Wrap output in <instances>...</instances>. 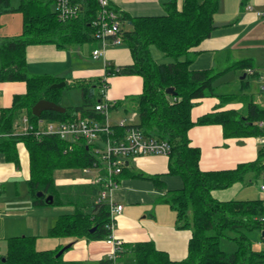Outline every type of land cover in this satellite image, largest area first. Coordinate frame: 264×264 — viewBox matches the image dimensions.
Segmentation results:
<instances>
[{
  "label": "trees",
  "instance_id": "obj_1",
  "mask_svg": "<svg viewBox=\"0 0 264 264\" xmlns=\"http://www.w3.org/2000/svg\"><path fill=\"white\" fill-rule=\"evenodd\" d=\"M248 1L242 0V7ZM53 2L18 0L14 4L13 0H0V16L15 10L23 14L20 35L0 36V81L26 84L24 92L14 95L11 106L0 108V152L19 166L18 142L25 143L30 157L27 187L33 205L62 204L63 199L55 185V170L90 166L95 158L82 141H66L56 135L38 138L34 131L12 134L16 119L27 114L29 122L36 124L39 118L60 121L78 117L102 121L104 118V114L95 108L103 100L100 91L103 76L65 81L58 76L28 71L26 51L31 44L54 43L66 48L96 41L93 20L99 11L97 0H84L80 16L64 22L58 19ZM219 7L220 0H183L181 7L177 6V0H170L165 14L147 16H131L114 7L123 22L121 35L131 50L133 62L117 68L107 66L105 74H138L143 78V90L136 97L138 121L131 124L142 128L147 135L169 141L168 172L181 176L184 183L181 188L164 192L159 200L174 209L178 228L191 231L188 254L182 260L171 259L153 241H139L128 248L122 244L118 260L123 264H264V250H256L249 236L254 229L264 230V198L219 200L212 195L215 189L244 181L249 173H264V148L260 147L256 160L240 163L235 168L203 170L200 167L201 149L192 145L189 137V130L195 124L212 123L221 124L226 137L264 136V125H260V121H264V106L252 99L244 109L216 108L196 121L192 119L196 100L219 95L214 81L229 68H251L253 75H259L250 59L238 60L221 71L190 68L192 58L189 54L210 37ZM152 45L174 60L158 62L152 56ZM61 81L66 82L63 87L51 86ZM246 84L249 85L248 81ZM64 87H79L82 103L65 106L64 112L45 110L40 116L33 114L32 108L40 99L62 105ZM168 87H174L176 94L167 93ZM220 97L221 100L232 99L234 94H220ZM115 128L121 133L126 130V127ZM153 179L158 191H163L165 186L160 177ZM99 190V185H84L81 192L84 201L75 204L73 212L59 215L49 235L70 237L73 241L110 238V208L106 202H96ZM39 192L44 194L39 196ZM50 194L53 203L45 201ZM92 227H95L93 232L90 231ZM222 239L232 241L234 249H223ZM61 248L40 250L36 247L35 236H12L8 238L7 251L0 264H114L111 257L95 263L67 260L64 252L57 256Z\"/></svg>",
  "mask_w": 264,
  "mask_h": 264
},
{
  "label": "crops",
  "instance_id": "obj_2",
  "mask_svg": "<svg viewBox=\"0 0 264 264\" xmlns=\"http://www.w3.org/2000/svg\"><path fill=\"white\" fill-rule=\"evenodd\" d=\"M76 1L82 4L84 2ZM169 1L110 0L119 12L131 16L165 14ZM241 1L225 0L223 3L220 0V7L214 18L216 22L224 24L215 27L210 37L191 51V69L213 68L221 71L242 59H250L253 67L255 66L259 55L264 52V18L257 14V11L264 9V0H249L243 7ZM182 3L183 0H177L178 7ZM54 6L55 2L52 4L53 8ZM18 12L6 15L3 19L1 17L4 13L0 16V23L1 20L4 21V27L0 24L4 28H1L0 36H17L23 32V14ZM124 45L110 43L103 56L94 58L92 50L100 46L98 41L74 44L66 48L54 43L31 44L26 51L27 68L31 74L58 76L65 81L92 80L104 77L107 66L117 68L133 62L130 48L126 43ZM225 73L233 74L230 78L224 76L228 79L226 82L233 83L235 78L245 79L249 72L247 69L233 67ZM248 84L250 86L249 81ZM214 86H217L215 81ZM245 86L242 80L238 86L241 92H224L197 99L191 112L192 119L196 121L199 116L216 108L244 109L248 102V93L243 92ZM25 88L24 82L0 81V108L11 106L14 95L24 92ZM142 90L143 78L138 74L108 77L107 96L118 100L108 116L112 124L124 119L121 113L112 119L113 111L120 109L126 101H133L132 97L139 95ZM220 94H234V98L221 100ZM189 137L191 144L201 149L200 167L203 170L232 169L240 163L254 161L261 147L260 136L226 137L223 126L218 123L195 124L189 130ZM18 150L19 166L7 160L4 153L0 152V241L7 242L8 247V238L24 233L23 235L36 237V247L40 250L56 249L72 242V246L64 251V258L67 260L95 263L102 258L111 257L115 246L107 239L78 238L73 241L70 237L49 235V230L59 215L73 212L75 204L84 201L81 192L84 185L90 184L89 175L84 173L85 176L80 178H54L63 199L62 204L55 205L60 208L49 211L48 208L53 204L33 205L32 201L20 202L16 199V179L25 177L26 182L29 179L30 157L24 142H18ZM126 167L119 178V185L111 191L114 201L123 205L122 211L115 218L112 232L114 239L121 241L127 248L135 242L153 241L171 259H184L188 254L191 231L178 228L174 209L159 200L167 190L181 188L184 183L182 177L169 174V157L163 154L131 157ZM249 175L250 173L247 176ZM155 176H159L164 183L165 188L161 192L156 187L153 179ZM20 190H23L21 186ZM243 191L247 193L242 183L237 182L227 188L213 190L212 195L219 200H230L237 199V195ZM18 219L23 223L16 226Z\"/></svg>",
  "mask_w": 264,
  "mask_h": 264
},
{
  "label": "built area",
  "instance_id": "obj_3",
  "mask_svg": "<svg viewBox=\"0 0 264 264\" xmlns=\"http://www.w3.org/2000/svg\"><path fill=\"white\" fill-rule=\"evenodd\" d=\"M99 11L93 20V35L100 46L92 50L94 58L104 55L106 47L111 43L119 45L123 43L121 35L122 20L118 11L111 5L110 0H97ZM54 9L58 19L67 21L78 18L82 12V5L74 0H54ZM257 14L264 18V9L257 11ZM247 72L253 74V69L248 68ZM108 77H103L100 91L103 100L95 105L96 110L102 112L104 120L78 117L66 121L46 120L39 118L36 124L29 122L27 114L21 115L14 122L16 133H26L34 131L38 138L44 135H56L66 141H82L86 144L90 154L95 158L90 166L83 167L84 173L89 175L90 183L100 186L96 202H106L110 208L112 232L115 226V218L122 211L123 205L114 201L111 197L113 188L119 185V178L131 157L142 155H169L171 145L167 139H161L147 135L144 130L124 119H120L115 124L109 121L110 110L118 104V100L109 99L107 96ZM264 94V83L261 85ZM264 125V121H260ZM116 126L126 127L124 133L117 131ZM1 136V133H0ZM261 147L264 148V136H260ZM264 190V184L261 185ZM114 243L115 249L111 255L114 264H123L118 260L119 251L122 250V242L116 241L111 235L107 239ZM264 243V235L262 234Z\"/></svg>",
  "mask_w": 264,
  "mask_h": 264
},
{
  "label": "rangeland",
  "instance_id": "obj_4",
  "mask_svg": "<svg viewBox=\"0 0 264 264\" xmlns=\"http://www.w3.org/2000/svg\"><path fill=\"white\" fill-rule=\"evenodd\" d=\"M18 0H13V3L16 4ZM225 0H223L224 3ZM15 11L6 12L3 14L1 19L5 18L6 15H13ZM20 12V11H19ZM18 12V13H19ZM4 21L1 20V26L4 27ZM218 22V21H217ZM0 27V31H1ZM4 28H2L3 30ZM2 32V31H1ZM0 32V33H1ZM15 36V35H12ZM123 46L124 43H122ZM121 44V45H122ZM152 56L158 61V62H169L174 60L172 56H165L164 53L157 48V46L152 45L151 47ZM255 66H257L259 70V75H253L248 73V76L245 79H239L235 78L233 83L226 82L228 81L227 78H230V75H233L232 73H223L220 75L216 80L215 84L216 86V92L217 93H224V92H241V89L238 88L239 84L243 80L245 83L246 81L250 82V86L246 84L244 93H248V100L253 99L260 105L264 106V94L261 91V85L264 83V52L259 55L257 63H255ZM254 66V67H255ZM256 68V67H255ZM225 76V77H224ZM113 77V75H109V79ZM223 77V78H222ZM99 92V86L97 89V95ZM138 96V95H137ZM136 95L132 97L133 101H126L124 105L119 107L120 109H116L113 111V118H117L118 113L121 116L128 120L129 122L138 121V115H137V100ZM247 97V95H246ZM131 99V97H130ZM62 105L63 106H75L82 103V92L79 87H64L63 88V98H62ZM136 107V109H135ZM133 115V117H132ZM25 147V146H24ZM85 174L80 168H63L58 169L54 173V178H64V177H70V178H80L84 177ZM251 179V180H249ZM25 177H19L16 179V199L20 202H31V196L28 192L27 182L25 181ZM244 186V190L247 191L245 193L244 191L241 192L239 195H237V199H256V198H264V190L261 189V185L264 184V173H261L260 175H256L255 173H250L249 176L246 177L244 181L241 182ZM20 186L23 190H20ZM23 191V192H22ZM26 193V194H25ZM28 193V196H27ZM60 208L59 206L52 205L50 208H48L49 211H52L51 209ZM23 223L21 220H16V226ZM24 234V233H23ZM21 234V235H23ZM51 236V235H50ZM249 236L252 242L253 247L256 250H264V243L262 241V230L261 229H254L249 232ZM7 242L0 241V261L2 257L6 254L7 251ZM66 245V244H65ZM63 245V246H65ZM221 247L226 250L234 249L235 244L228 240V239H222L221 240Z\"/></svg>",
  "mask_w": 264,
  "mask_h": 264
},
{
  "label": "water",
  "instance_id": "obj_5",
  "mask_svg": "<svg viewBox=\"0 0 264 264\" xmlns=\"http://www.w3.org/2000/svg\"><path fill=\"white\" fill-rule=\"evenodd\" d=\"M222 24H224V22H215L213 24V26L215 28V27L220 26ZM243 77H245V74L243 75ZM65 84H66L65 81H61V82H58V83H54L51 86L53 88H56V87L58 88V87H63ZM167 93L175 95L176 91L174 90V87H168L167 88ZM45 110H54V111L64 112L66 110V107L61 105V104H58V103H56L54 101L48 100V99H40L39 101H37L35 103V105L32 108V112L36 116H40L42 114V112L45 111ZM43 194H44L43 192H39L38 193L39 196H41ZM53 200H54V198H53V195H51V194L47 195V197L45 198V201L49 202V203H53ZM94 230H95V227H92L90 229L91 232H93ZM262 234L264 235V230L262 231ZM71 245H72V242H70L67 245L63 246L58 251L57 256L61 255Z\"/></svg>",
  "mask_w": 264,
  "mask_h": 264
}]
</instances>
